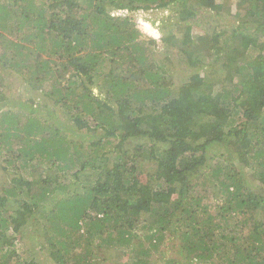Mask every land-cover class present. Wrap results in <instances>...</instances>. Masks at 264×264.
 Masks as SVG:
<instances>
[{"label":"trees","instance_id":"16d2710c","mask_svg":"<svg viewBox=\"0 0 264 264\" xmlns=\"http://www.w3.org/2000/svg\"><path fill=\"white\" fill-rule=\"evenodd\" d=\"M231 3L0 0V264H264V0ZM125 10L176 19L162 60Z\"/></svg>","mask_w":264,"mask_h":264},{"label":"rangeland","instance_id":"374dc122","mask_svg":"<svg viewBox=\"0 0 264 264\" xmlns=\"http://www.w3.org/2000/svg\"><path fill=\"white\" fill-rule=\"evenodd\" d=\"M237 2H238V0H232L231 14L222 18V20L220 22L221 23L220 24L221 29L225 26L233 27V26L237 25V19H236V17H237L236 16ZM165 13H167V15ZM112 14L117 15V16H131V17H133L136 20L137 28L145 36H147L148 39L153 40L152 41L153 50H151L152 55H153L152 56L153 59L158 61V60H162L164 58L165 52H164V48L162 46V43L160 41V38L157 41V40L153 39L151 35L144 33L140 28L139 22L142 23L143 25L147 24L148 27H151L154 32H158L159 37H160L162 35V33L166 32V30L162 29V27L164 25H167L168 23L174 22L176 20L175 18H173L170 15L169 10H149V11H136V12H131V11L125 10V11H112ZM164 27H166V26H164ZM250 30H252V29L250 28ZM149 49H151V48L150 47L147 48L146 51H148ZM4 73L5 74L7 73L5 76V81L7 82V86H8L6 89V93L9 95V97L11 99H14V100L20 99L22 101L28 102V104H30V105L33 104L35 107L40 109V110H38V112L42 113V117L46 118L45 113L43 111L41 112V110H45L44 106H47L48 108H50L52 106L51 101L46 99L42 92L34 91L29 86H27L25 83H23L22 80L20 79V77H18L17 75H15L9 71H6ZM170 74L172 76V79H173L175 85H179L180 83L185 81V79L188 76L186 70L183 69L182 65L180 63H178L175 58L173 60V67H172V69H170ZM49 88H51V87L46 85L45 89L47 90ZM32 171H34V170L33 169H31V171L25 170L24 174H26L28 176ZM11 176L12 175L10 173L2 172V170L0 169V182L10 180L12 178ZM246 179L251 180V176H247ZM213 214H215V212H213ZM172 236L171 235L169 236L171 238V240H170V238H168V236L166 234V237H165L166 244H164L165 240L163 241V244L165 245V250H166L165 256L168 258L169 257L170 258H180L181 254H182L181 251L179 252L178 248L172 249V246L178 245L179 241H176V243L174 244L172 242ZM168 241H169V243H168ZM30 245H31V242H30L28 236H25V238L22 240V243H20L17 247V250H18L21 258H25L27 260V258H29L33 255V256H35V260L39 261L41 264H51L44 252H41L38 249L35 250L36 254L34 253V251H28V248L30 247ZM159 253H161V252H158V254ZM96 254H97V256L105 259V262L103 264H119V262H120V258H119L120 256L116 252L99 250L96 252ZM155 255H157V253Z\"/></svg>","mask_w":264,"mask_h":264},{"label":"clouds","instance_id":"9594fccd","mask_svg":"<svg viewBox=\"0 0 264 264\" xmlns=\"http://www.w3.org/2000/svg\"><path fill=\"white\" fill-rule=\"evenodd\" d=\"M165 14L167 15V13H165ZM143 27H144L145 29H147L148 25L145 24ZM152 38L158 41L159 38H160V37H159V33H158V32H153V33H152ZM95 92H96V90L94 89V90H93V94H95Z\"/></svg>","mask_w":264,"mask_h":264}]
</instances>
